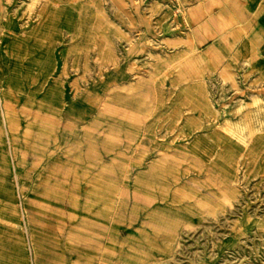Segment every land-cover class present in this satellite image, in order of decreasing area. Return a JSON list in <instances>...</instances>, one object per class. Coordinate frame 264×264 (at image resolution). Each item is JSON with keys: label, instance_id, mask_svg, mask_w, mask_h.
<instances>
[{"label": "rangeland", "instance_id": "1", "mask_svg": "<svg viewBox=\"0 0 264 264\" xmlns=\"http://www.w3.org/2000/svg\"><path fill=\"white\" fill-rule=\"evenodd\" d=\"M96 1L0 0V264H264V80L199 76L185 0Z\"/></svg>", "mask_w": 264, "mask_h": 264}, {"label": "crops", "instance_id": "2", "mask_svg": "<svg viewBox=\"0 0 264 264\" xmlns=\"http://www.w3.org/2000/svg\"><path fill=\"white\" fill-rule=\"evenodd\" d=\"M94 5L96 0H88ZM96 5L98 2L96 1ZM185 22L188 25L185 37L189 34V40H185V52L193 51L191 45L196 47L197 58L200 62L204 75L207 70H212L220 63H226L229 60L238 59V62L246 61L248 67L254 71L255 79L264 80V0H185ZM43 8L60 10V4L52 1L43 3ZM166 59L159 60V68L173 67L181 68L180 59L173 66V56H165ZM167 78V77H166ZM163 77H151L138 79L136 83L123 86L128 98H134L140 95L139 86L142 80L150 83L164 81ZM53 80L49 92V97L57 106H61L64 100V93L57 79L47 78L39 79L38 83L49 82ZM186 80V81H185ZM183 77L173 78L184 88ZM7 86L16 85V80L7 79ZM33 90H30L29 94ZM174 104V102H173ZM172 103L168 104V110H171ZM145 112L151 116L154 107L142 104Z\"/></svg>", "mask_w": 264, "mask_h": 264}, {"label": "bare ground", "instance_id": "3", "mask_svg": "<svg viewBox=\"0 0 264 264\" xmlns=\"http://www.w3.org/2000/svg\"><path fill=\"white\" fill-rule=\"evenodd\" d=\"M188 38H189V37H188ZM193 49L195 50V49H196V47H193ZM151 77H152V75H151ZM151 77H150V78H151Z\"/></svg>", "mask_w": 264, "mask_h": 264}]
</instances>
